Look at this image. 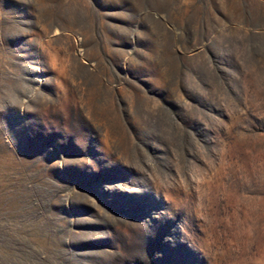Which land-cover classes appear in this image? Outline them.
Masks as SVG:
<instances>
[{
  "label": "rangeland",
  "instance_id": "1",
  "mask_svg": "<svg viewBox=\"0 0 264 264\" xmlns=\"http://www.w3.org/2000/svg\"><path fill=\"white\" fill-rule=\"evenodd\" d=\"M0 264H264V0H0Z\"/></svg>",
  "mask_w": 264,
  "mask_h": 264
}]
</instances>
